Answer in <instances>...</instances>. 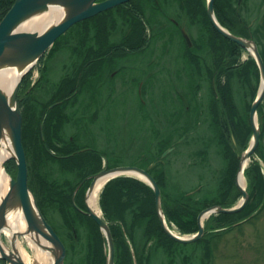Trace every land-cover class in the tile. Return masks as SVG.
I'll return each mask as SVG.
<instances>
[{
  "label": "rangeland",
  "instance_id": "1",
  "mask_svg": "<svg viewBox=\"0 0 264 264\" xmlns=\"http://www.w3.org/2000/svg\"><path fill=\"white\" fill-rule=\"evenodd\" d=\"M139 2L146 25L142 17L134 16L126 8L119 11L117 7L83 19L61 35L57 39L60 41H56L52 49L25 75L30 78L28 101L31 109L26 113V127L22 126V140L24 145L25 139L30 150H25L29 188L30 182L35 179L31 169L35 165L34 157L30 159V156L37 148L35 141L41 132L42 114L52 106L58 94L68 93L70 85H74L77 91L62 106L67 117L59 131L62 138H74L80 148L90 147L101 152L104 157L102 170L117 166L151 168L149 172L152 176L160 177L165 183L160 187L162 195L173 196L171 198L175 200L188 193L195 199L198 190L212 196L221 188L228 189L230 182L226 180L225 173L231 166L233 156L238 159L237 169L234 170L236 160L231 167L237 185L242 156L253 142L256 123L260 129L259 142L250 159L244 162V184L240 181L249 194L247 204L242 209L247 208L245 215L231 220L226 226L213 229L206 227L210 216L203 220L205 231L202 238L192 243L180 242L179 245L164 247L144 237L147 223L144 213L142 217L139 216L142 220L137 221L134 241H128L133 264H264V198L261 189L251 186L246 176V169L254 160L261 164L264 172L261 157L264 155V97L258 105L254 124L251 118L252 106L264 90L261 66L248 50L242 51L239 57H229L232 47L216 37L211 29L212 21V24L208 23L206 17L197 12L200 7H206L208 14L209 0H202L201 3L200 0ZM193 9L196 12H190ZM218 9L236 12L249 33V37H242L256 43L264 60V0H215V16L228 29L220 22ZM142 26L147 27L148 37L153 38L150 46L138 53L120 56L115 55V51L112 53L115 46L137 43ZM247 54L255 60L254 64H249L251 68L239 67L229 85L222 83L225 87L221 91L225 98L232 97L234 101L233 117L227 114L224 117L225 127L230 128L226 134L224 125L222 128L213 119L212 89L218 84L219 67L228 68V61L236 57L237 65L245 64L250 59ZM87 64L89 68H86ZM61 85L67 89L61 88ZM217 96L216 92L215 98ZM243 116L248 118L252 133L248 146L241 152H235L239 143L234 129L237 123L244 129ZM107 161L111 167L104 166ZM39 163L43 167V175L39 177L46 190V196L41 194L44 209L40 210L45 212L48 222L58 229L54 227L67 250L66 264H108L109 244L105 232L100 228V241L89 219L77 216L74 209L61 204L59 197L50 195L49 191L53 183H68L65 190L66 193L70 192L72 186L76 187L82 182L88 171L65 170L61 163H49L44 159ZM6 170L13 178L16 177L17 171L10 172L7 167ZM87 188L84 189L85 194ZM242 198L243 194L238 196L233 206H237ZM178 201L185 209L184 203L191 200L183 197V201ZM163 203L161 196L162 209ZM65 208L69 213L68 221L63 215ZM120 210V215L132 217L131 213ZM71 220L78 229L77 235L71 236ZM169 228L182 237L195 234L180 233L176 225ZM20 237L34 262L35 250L23 236ZM2 240L14 251L4 233ZM114 243V263L131 264L129 256L123 254L115 240ZM134 244L144 247L141 262ZM144 256H149V259L144 260ZM0 264L11 263L0 260Z\"/></svg>",
  "mask_w": 264,
  "mask_h": 264
},
{
  "label": "trees",
  "instance_id": "2",
  "mask_svg": "<svg viewBox=\"0 0 264 264\" xmlns=\"http://www.w3.org/2000/svg\"><path fill=\"white\" fill-rule=\"evenodd\" d=\"M15 0H0V21L3 19V17L7 14V12L11 9L12 5L14 4ZM139 0H132L131 2L120 5L116 9L121 11L122 9L126 8L127 11H130L134 16H140L142 17V20L145 22V15L142 12L143 8L140 5L141 3ZM202 0H200V3ZM230 2V1H226ZM231 7V6H229ZM234 10V9H233ZM112 11V10H111ZM111 11H108L109 13ZM235 11V10H234ZM190 12L194 13L196 10H191ZM197 12H200L203 14L208 23H211V20L207 14L206 7L199 8ZM107 13V12H106ZM105 14V13H104ZM102 15V14H101ZM217 16L220 20V22L227 27L233 34L238 36H246L249 37V33H247V27L243 25V23L239 20V18L236 15V12L232 13L231 11L228 13V11L225 9H218ZM96 18V17H95ZM211 29L216 35V37H219L222 39V41L227 42L231 47V51L229 53V57H234L233 55H237L239 57L240 53L242 51H245L240 45H238L235 42H232L225 36H223L221 33L217 31V29L213 26H211ZM66 34V33H65ZM60 41V40H59ZM57 41V42H59ZM151 41H153L152 37H148L147 34V27H141V30L139 32V38L137 40V43H129L128 45H120L115 46L112 51V53L115 51V54H130V53H138L142 51L143 48H147L150 46ZM56 42V43H57ZM119 48V49H118ZM123 50V51H121ZM248 55V54H247ZM249 56V62L237 65V57L228 61L227 66L228 68H225V66L219 67V77H218V84L216 85L215 89H212L213 95H214V104L212 109V114L214 121H218L221 125V127L224 125V131L227 134L229 132V127H225V115L233 117V106L234 101L232 97L225 98V94L221 90H223V87L226 85H229L231 82V78L235 75L237 72L236 70H240L239 67L244 66V68L248 67L251 68L249 64H254L255 60L252 56ZM86 68H89V64L86 65ZM225 78H224V76ZM227 78V79H226ZM79 79V78H78ZM224 80H227L226 83H224ZM225 85H223V84ZM29 82L26 83L24 87V94L27 92ZM61 85V88H63ZM78 86V84H77ZM67 89L66 87H64ZM63 88V89H64ZM62 89V90H63ZM77 91L74 85H70V89L68 93H63L61 99H64L65 101L62 102V105H55L52 107H49L45 113L42 115L44 116L42 128L40 129V133L37 135V138L35 143L37 145L36 150H33L32 157L30 156V159L34 157V168L32 166V170L35 174L34 181L30 182V188L34 192L36 196L37 203L41 209L43 208V203L41 201V194L46 196V190L45 186L41 182V179L39 175H43L41 173V169L43 167L41 166L40 161L43 159L48 161L49 163L53 162H59L62 164L63 168L65 170L70 171H76L80 170L82 173H95L101 170L102 168V159L103 155L99 151H90V150H84L79 151L81 148L78 144H76L75 139L71 140H65L60 135V130L62 129V124L66 121V116L64 115V111L62 109V106L66 102V100H69V98ZM217 92V98H215ZM27 95V94H25ZM29 96V94H28ZM66 97V98H65ZM68 97V98H67ZM28 98H23L24 100H18L20 107L23 112V126L26 127V113L29 111V101ZM51 105V104H50ZM239 112V111H237ZM235 117V116H234ZM244 119V129L242 128V125L240 123H237V128L234 129V133L238 138L239 148L233 149L235 152L240 150H244L248 146V141L250 134L252 133V127L250 125V122L248 118ZM31 124V121H30ZM223 124V125H222ZM23 127V128H24ZM223 128V127H222ZM231 135V134H230ZM229 137V134H228ZM224 138V137H223ZM234 138V137H233ZM228 140V139H227ZM24 147L26 152L30 151L29 146L27 145L25 139H24ZM232 150V151H233ZM32 153V152H31ZM232 161L230 162V168L228 169L227 173L225 175L227 176V179H229L230 185L229 188L226 190H221L214 192L212 196L209 194H203L200 192L201 190H198L199 192H196L195 194L197 198L195 197V200L193 198V195L191 193H188L187 195L182 196L181 198H178L180 201H183V197L187 200L193 201V203H184L186 204L185 209L182 208V203L178 201L176 198H171L173 196L168 195H162V199L164 200L163 203V210L164 214L166 216V220L168 224L173 228V226L176 225L178 230H180V233H196L198 231V222L197 217L199 213L212 206L221 205L223 207H232L235 205L236 201L238 200V196H240L242 193L239 189V187L236 185L235 182V173L231 172V167H233L234 160V170L237 169L238 166V159H236L235 156H233ZM264 160V155L261 156ZM39 160V162H37ZM6 167L11 172L17 171V164L14 159H10L6 163ZM233 170V172H234ZM38 173V175H37ZM86 175V174H85ZM84 175V177H85ZM225 176V177H226ZM246 176L250 181L251 186H257L259 189H261L260 192H262L263 198H264V172L262 169L261 164L254 160L249 167L246 169ZM83 177V178H84ZM160 185V187L164 186L165 183L160 180L159 178H155ZM68 183L65 184H54L52 185V188L49 187V191L51 192L50 195L57 196L61 200V204L70 207V209H74L76 212V215L82 218L89 219L91 223L93 224V230L95 234L98 235L97 238L102 241L101 238V232L98 224L96 221L91 217L83 212H81L78 208L85 209L84 205V188L88 184L86 183L83 185L80 189V191L77 192L75 203L78 206V208L74 205L73 202V193L76 189V187H71V191L66 193L65 187ZM71 185V183H69ZM47 188V187H46ZM255 188V187H254ZM253 189V188H252ZM255 190V189H254ZM253 191V190H252ZM215 195V196H214ZM191 196V197H189ZM190 198V199H189ZM156 198L153 188L147 184L146 182L132 176H120L116 177L112 180H110L103 188L101 195H100V207L103 211V215L105 220L109 223L111 228V233L114 238V240L117 242V246L119 245L120 248L123 251V254L125 256H129L130 262H132V253H131V246L128 241H134V231L137 224V221L141 219V217L146 213L147 215V223L145 225V231H144V237L147 238L148 241L151 242H157L160 246H170L171 244L179 245L180 243L173 240L163 229L159 214L156 208ZM189 207H187V205ZM74 206V207H73ZM64 209V208H63ZM62 209V210H63ZM122 209L124 212H127L128 214L131 213L132 217H129L127 214L120 215L119 212H121ZM247 208L236 213H220V214H213L211 218L207 221L206 227L209 229L218 228L226 226L228 223L231 222V220L236 219L238 216L242 217L245 215ZM63 215L65 219L68 221L70 218L68 217L69 213L67 209L63 210ZM186 211H188L186 213ZM44 212V211H43ZM45 213V212H44ZM120 215V216H119ZM141 216V217H139ZM142 220V219H141ZM72 222V220H71ZM132 225V226H131ZM70 230L72 231V235H77L78 229L76 226H73V222L70 225ZM131 226V227H130ZM55 227V226H54ZM56 228V227H55ZM57 229V228H56ZM58 230V229H57ZM70 231V233H71ZM136 238V237H135ZM102 244V243H100ZM136 247L135 253L137 255L138 260L141 262L143 259V248L140 244H134ZM102 252V247H101ZM103 254V253H102ZM149 256H144L145 259H149ZM104 259V257H103ZM2 262V261H1Z\"/></svg>",
  "mask_w": 264,
  "mask_h": 264
},
{
  "label": "water",
  "instance_id": "3",
  "mask_svg": "<svg viewBox=\"0 0 264 264\" xmlns=\"http://www.w3.org/2000/svg\"><path fill=\"white\" fill-rule=\"evenodd\" d=\"M128 1L130 0H15L12 8L7 12L3 20L0 22V68L16 66L22 70H25L16 83V86L11 92L10 96H8L6 92L0 87V154L2 152L4 128L7 127L10 130L14 149V154L9 159H14L17 164V174L15 178L12 177L9 195L14 192L16 199L21 203L29 230L37 231L40 240H42V242L48 247L50 251H54L55 261L53 264H65L66 247L58 233L41 212L36 198L28 185L27 159L22 140L23 115L20 105L17 101V94L21 82L27 72L52 47L55 41L70 27L83 19L97 15ZM214 1L215 0H209L208 4V15L213 25L223 36L237 43L254 55L255 59L258 60L261 66L262 77L264 79V60L261 56L258 46L251 39L231 33L218 22L214 13ZM51 6L62 7L65 10L64 16L57 23L50 25L41 32L26 31L21 29L23 22L26 19L38 13L47 11ZM184 33L189 40L186 32ZM263 97L264 90L257 97L252 106L251 118L253 124L255 123V115L258 105L261 103ZM259 137L260 129L255 123L254 139L251 143V146L242 156L240 173L237 179V185L243 194L241 202L237 206H233L231 208H224L221 205L206 208L199 215L198 232L191 237H182L169 228L162 209V193L160 186L158 185L156 179L149 172L151 168L145 170L138 166H117L104 169L93 176V181L88 189L87 197L94 190L98 179L103 176H111L108 178L107 182L112 178L122 175L139 177L140 179L147 182L155 192L156 207L165 232L177 242L192 243L202 238L204 234V216H207L205 218H208L214 212H238L242 210L247 204L249 194L247 190L240 184L239 177L241 173H243L244 177V162H247L250 159L252 153L258 145ZM167 153L168 151L163 156H165ZM6 202L7 200L4 201L3 206L0 208V260H5L12 264H25L21 259H15V251L10 250L7 252L5 249L3 251L1 248L3 229L6 224V208H4L6 206ZM88 214L105 232L109 244L108 264H115V243L108 223L101 215L94 213L90 208Z\"/></svg>",
  "mask_w": 264,
  "mask_h": 264
},
{
  "label": "bare ground",
  "instance_id": "4",
  "mask_svg": "<svg viewBox=\"0 0 264 264\" xmlns=\"http://www.w3.org/2000/svg\"><path fill=\"white\" fill-rule=\"evenodd\" d=\"M13 6V5H12ZM12 8V7H11ZM65 14L62 7H49L47 11L38 13L23 22L22 30L39 31L48 28L50 25L57 23ZM25 70L16 66H8L0 68V87L10 96L16 86L19 78ZM14 154L12 139L9 128H4V136L2 141V152L0 154V208L5 200V220L6 224L3 233L12 243L15 251V259H21L25 264H53L55 261L54 251H50L48 247L40 240L37 231L29 230L28 223L24 215L23 207L19 200L16 199L15 193L9 195L11 188L12 176L7 172L5 162ZM246 163V162H245ZM110 175L103 176L98 179L94 190L88 195V206L96 214L101 215L99 206V194L107 182ZM240 181L244 184L243 173L240 175ZM205 217L203 220L205 221ZM20 236L24 237L29 245L35 250V261L30 258V252L25 247L24 241ZM1 248L9 252L11 248L2 240ZM12 251V250H11ZM12 264V263H11Z\"/></svg>",
  "mask_w": 264,
  "mask_h": 264
},
{
  "label": "flooded vegetation",
  "instance_id": "5",
  "mask_svg": "<svg viewBox=\"0 0 264 264\" xmlns=\"http://www.w3.org/2000/svg\"><path fill=\"white\" fill-rule=\"evenodd\" d=\"M100 1H102V0H100ZM132 0H130V1H128V2H126V3H124V4H127V3H129V2H131ZM124 4H121V5H124ZM118 6H120V5H118ZM118 6H116V7H118ZM115 55H117V54H115ZM121 55V54H120ZM120 55H117V56H120ZM43 58V57H42ZM29 80H30V78L28 77V76H26L24 79H23V81H22V83H21V85H20V89H19V93H18V100H24L23 98L25 97V98H27V97H29L28 96V94L30 93V89H29V86H30V83H29V85H28V89H27V92L25 93V94H27V95H25L24 94V87H25V85H26V83H28L29 82ZM62 94L63 93H60V94H58V98L57 99H55L56 101H54L53 102V104H52V106H55V105H59V104H61L62 105V102H64L65 100L64 99H61V97H62ZM24 95V96H23ZM30 95V94H29ZM20 97V98H19ZM66 98V97H65ZM68 98V97H67ZM51 106V107H52ZM84 150H90V151H97V149H93V148H90V147H87V148H81L80 150H77V152H79V151H84ZM104 158V157H103ZM109 161H107V164H105L104 166L105 167H111V165H109V163H108ZM102 170V169H101ZM95 174H97L96 172L95 173H89L88 175H86L85 177H84V179L82 180V182L81 183H79L78 184V186L76 187V190H75V194H74V196H73V201H74V205L78 208V206L76 205V203H75V198H76V194H77V192L78 191H80V189H81V187L83 186V185H85L86 183H88L86 186H85V188L88 186V188L87 189H89V187H90V185H91V183H92V181H93V176L95 175ZM90 181H91V183H90ZM84 188V189H85ZM87 193H88V191H87ZM87 200H88V197H87V194H85V192H84V205H85V209H83V208H78L81 212H83V213H85L86 215H89L88 214V212H89V206H88V203H87ZM102 210V209H101ZM103 212V211H102ZM44 215H45V213H44ZM90 216V215H89ZM45 217H46V215H45ZM47 218V217H46ZM47 220H48V218H47ZM97 223V222H96ZM108 223V222H107ZM98 224V223H97ZM108 225H109V223H108ZM99 226V225H98ZM109 227H110V225H109ZM99 228H100V226H99ZM55 229V228H54ZM111 229V228H110ZM56 230V229H55ZM59 235V234H58ZM61 237V236H60ZM66 259H67V250H66ZM65 259V260H66ZM132 261H133V258H132ZM134 262V261H133ZM65 264H66V262H65ZM126 264H128V263H126ZM131 264H133L132 262H131Z\"/></svg>",
  "mask_w": 264,
  "mask_h": 264
}]
</instances>
